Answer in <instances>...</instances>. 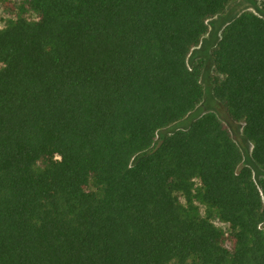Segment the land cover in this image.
<instances>
[{
	"label": "trees",
	"instance_id": "obj_1",
	"mask_svg": "<svg viewBox=\"0 0 264 264\" xmlns=\"http://www.w3.org/2000/svg\"><path fill=\"white\" fill-rule=\"evenodd\" d=\"M228 4L2 2L0 264H264V179L225 124L206 112L156 139L201 102L187 59ZM258 10L235 15L210 56L213 95L264 173Z\"/></svg>",
	"mask_w": 264,
	"mask_h": 264
},
{
	"label": "rangeland",
	"instance_id": "obj_2",
	"mask_svg": "<svg viewBox=\"0 0 264 264\" xmlns=\"http://www.w3.org/2000/svg\"><path fill=\"white\" fill-rule=\"evenodd\" d=\"M0 0V27L4 25L6 16H8L2 6ZM13 2H19L21 0H11ZM259 2L260 0H229L227 9L219 16L213 17L208 21V32L202 38L200 44L192 49L190 52L187 65L192 67L195 64L200 63L201 65V84L203 88V97L201 102L197 105L193 111L188 113L182 120L169 125L168 127L160 130L156 139L159 140L164 135L172 133L178 129H186L189 125L198 117L206 112H213L219 118V120L225 124V126L230 131V134L233 140L238 145L241 155L242 162L241 166H247L252 170L253 177L258 183L259 180L264 179V173L254 164L251 158L252 145L243 137V123L233 121L228 115L227 111L224 110L222 105L214 97L212 91V80L215 78L220 79L216 72L210 53L212 48L218 42L224 26L234 18L235 15L239 14L242 11H251L253 13L259 14ZM197 183V182H196ZM199 210L202 215H205V207L199 205ZM212 223L222 229L224 232L228 231V226L221 223L218 219L211 217ZM264 229V224L261 226Z\"/></svg>",
	"mask_w": 264,
	"mask_h": 264
}]
</instances>
